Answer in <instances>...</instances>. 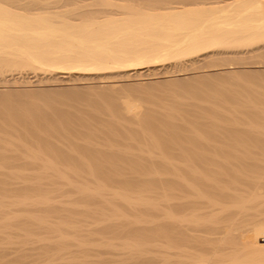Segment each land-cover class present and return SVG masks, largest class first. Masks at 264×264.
<instances>
[{
    "label": "bare ground",
    "instance_id": "obj_1",
    "mask_svg": "<svg viewBox=\"0 0 264 264\" xmlns=\"http://www.w3.org/2000/svg\"><path fill=\"white\" fill-rule=\"evenodd\" d=\"M84 1L83 0H0V105L5 104V106H6L8 103H10V101H8V103H7V101L4 100V99H6V96L9 97L13 92L15 94L20 93L19 92L20 89L18 90V88H17L18 86L13 91V90H10L11 88H8L9 85L7 86L6 83H9L10 81H12L13 83H17V85L20 86V84H18V83L21 82L19 79H21L23 77V76H21L22 73L32 74V76L31 77L29 76V77L33 78L34 81L38 82L37 84H42V85L47 84L49 86L51 85L52 87L55 86V88H57L59 86H62L60 88H63V86H65L68 89H71V91H72L71 93L74 92L73 93L74 96L79 94V93L77 94L76 90H80V89H83L85 91L84 95L86 93V90H88L87 93H89V90L91 91L93 89H96V90L98 89L97 91L100 92V94L105 93V94H107L106 96L109 95L108 97H113V96L116 97L115 94L116 93L118 94V92L122 91L124 88H125V90H127V89L131 90V91H133L132 94H131V91H130V94L127 93L128 91H126L127 94L125 93V91H123L124 92L123 94H126V95H124L123 98L119 97V98H121L122 103H123V99H125L126 103L125 102L124 103L126 104V108L128 107L127 108L128 112L127 113L125 112L126 108H120V110L122 109L125 112V113L122 112L123 116H124V114L126 115L129 113V115L131 117L129 115H126V117L124 116V119L127 118V119L131 120V124H129L130 121L128 123L124 122V119H122L123 120L122 122L125 125L122 122L121 123L119 122V121H121V119H120L121 112H118V115H116V117L119 116L117 118L120 120H114V119H116V118H113L114 115H112L108 112L110 115L109 114H107V115L112 116L113 119L111 117H110L111 120L108 119L109 117L107 115H106L107 117L105 116V118H107V119H103L104 116H102V115H104V114H102L100 117L104 120L103 121V120H101L100 117H98L100 115V113L98 112L99 115H97V112L94 110L96 112V113L94 112L96 114V118L97 117L100 118L99 120H97L95 118V120L98 121L96 123H98V124L100 123V125H101L107 121V123H104V124H107L109 126V128H107L108 126H106V127L104 126V128L106 130H108L106 132H109V133L113 132V134H111V133H110V135L108 133H106V134H108L110 136V138H113L114 141L116 140L115 139L116 137H114L113 135L118 133V132H116V130L114 131V129L117 126L112 125V123L116 121V122H118L117 125H119V127H120L119 130L121 133H122V131L125 133L131 132V134L133 133L137 139H139L140 141L142 140L143 143L146 142L145 144H147V142H149V145L147 144L148 145L147 149L149 147L151 148V146L156 147V148L160 147V148L166 150L165 153H170L169 150H174V151L178 150V149H176V146L179 147V150H178L179 152L184 149L183 150L184 154L183 155L181 154L183 156L182 159L185 158V160H187L188 159L187 157H191V159L188 162L190 166H188L185 173L191 174L192 176H190V177H193L195 182L192 181L193 182L192 183L191 180L188 181L187 176H186V178H184L185 177V175L183 177L184 171L182 172V176H181L180 175L181 172L179 173V171H177V170H171V168L170 169H166V168L165 169H161V168L158 169V168H156L155 167V165H156L155 161L152 163L151 162L147 163L148 161H144V163H143L142 162L143 160L142 161L140 160L141 155L140 154L138 155L137 151H135V149L137 147H139V148L142 147L143 143L140 144L141 142L137 143L139 146L136 147V145H135V148H133L134 150L131 148L132 152L133 151L136 152L134 154L131 151H129V152H131V153H129V152L121 150V149L119 150V152H118V150H115L116 147L114 148L113 145H116L120 142H118L116 144H111V142H110L112 147L110 146L111 147L110 148L107 146L108 149L106 151V149H105V148H107L106 144L104 145L101 142L99 144L98 141H94L96 139V137L98 138V135H96L94 140L91 139L94 142V145H93V143H90L89 145L98 147L97 143L99 145L102 144L103 146L101 145L99 147H101V149L104 147L103 150L99 149V147H98L99 150L95 147L91 148V146H87V143H89L91 141L89 139V137H88V139L90 141L83 137L82 139H86L88 142L84 140V141L78 143L79 147H77L78 145L72 146L75 149V150L73 149L75 151V153H77V155L78 154L80 155V156L78 155L79 157L83 156L82 159L79 158L80 160H75L74 159L75 156H72L69 153V152H71L74 154V152H72L73 150L70 151L71 148L68 149V147H65L66 150H64V148L59 146L60 144H62L59 140H63L62 137H65V138L67 137V136H63L64 134L69 135L68 139H69V137H70V139H72L70 134L72 136L74 135L73 137L75 139H77L78 137H75V135L79 136L80 133H82L81 127H83V130H85L84 127H86V128L88 127L89 129L88 128L87 129L91 130L90 131L91 133H88L90 138H93L95 136V134L102 132V131L98 130V132H96V133L93 132V133H95L93 135V137H92V135H90V134H93L92 129H94V131H95V129L98 127V125H97V127L95 125H93L96 128L95 127L93 128V126H92V124H93V122H95V120L91 119V118H93L95 116L91 117L90 118L91 120L89 122L86 120V118H80L79 117L80 115L78 116L80 119H77V120H75L77 118V116H75L76 118L73 117L74 120H73V118H71V115H69L70 117L66 116V118H65L64 116L68 115V114L67 113L64 114V112L60 113L63 115V117H62V115H60L61 116L60 117L59 114H58V116H56L57 114L53 113V114H56L55 115L57 117V119H56V118H53V117H55L53 114H52L53 117H51V115L49 113H48V115H46L47 114L46 112H45V114L40 113L42 115H38V114L32 115L31 114L28 116L27 115L22 116L23 114H21V115L15 116V114H13V116H9V115H6V113H5L6 110H5L4 111L5 114L3 113V115H2V113H1V115H0V142L1 141L5 142L8 138H10L12 136L14 138L15 137L20 138L21 140H23L24 137L28 138L30 136L29 137L30 139L28 138L29 140H31V138H33V140H35V143H37V141H38L37 146H40L39 143L41 142L46 147H49V150H52L54 152V153L51 151L49 152L48 149L46 148L50 155L53 153V154L57 155L56 156L57 158L59 157L58 159L61 158L62 160L64 158H66L68 160L67 162H69V164H67V165L70 166V167H68L69 169H66V170H68V173H69V171H71L73 173L75 172L73 174L75 176H68V175H72V173L68 174L67 176H64L67 173V171L65 172L64 170L62 171L60 169L59 170L57 169L55 171L56 167L59 168V165L61 164L60 163L58 165L57 164L58 162H56L55 169H53L55 172L54 171H52V172L55 175L56 174L57 175L59 174V175L53 176L51 171H48L47 168L49 167V165L55 164L56 159L54 158L53 155H51V156H53V158L51 156H49V154H47V151L45 152V154H46V156H49L48 159L52 158L55 161L53 163L52 162L53 160H50V162L48 163L49 164L48 167L47 166H46V168L43 167L42 171L44 172V168H45V170H46L45 172H48V173L50 172L52 174V176L48 175V174H46L45 176H41V175L40 176L37 175L35 177L30 176V177H34L36 179L34 182L30 181V179L26 180L27 182L23 180V178L26 179L29 176H27V177L26 176H18L19 180L16 179L17 181L15 180V182H14L13 178L11 179V177H9L11 182L9 180H7V182H6V180H4V178L6 176L5 177L3 176V180L1 178V181H0V184L2 183V186L0 185V191L2 192V194H4L2 196L0 193V197L2 196L0 199V211H2V212H0V213H3V214H1L2 216L0 217V230L4 229L6 227H9V225L11 227L10 220L12 221L13 218H16L18 220L21 219L18 222L19 224L17 226H19V228H22L23 230H25V232L23 234L20 233L17 236L20 244H22V242L25 245H26V243L28 244V242L33 243L32 245L34 248V245L36 243L37 244L40 243L39 244L40 246H38L36 244L35 249L38 250L37 247H41V248H44V250H47L48 248H50L49 243H50L51 238H50L49 234L47 236V232L48 233L52 232V231H50V229L53 230V232H55V230L58 231L60 227H62L61 229H64L63 225H65V224H67V226L69 227L70 223L72 224L71 226H73V227H71L69 229H72V230L76 229L75 224H73L72 221L71 222L68 221L69 217L67 218L65 215V213L67 212L66 210L68 208L64 209L66 211L64 213L65 216H63L64 219L61 218L62 217L61 214L63 212H61V214H60V211L59 210L57 211V213L59 212L58 213L59 216H57V217H58V219L60 217L61 220L60 219L57 220L58 223L56 222L55 225H52L50 222V219L48 218V217H50L49 216L50 214H47V213H49L50 211L52 212L53 209L57 210L56 209L57 207H58V209L59 208L61 209V207H59L57 205H55V206H57L56 208H53L52 205H50V204H52L53 200L50 202V199H52V198L49 196L48 193H49L50 189H53V187H54V185H56V183H57V185L59 183L61 184V186L64 185L63 187H65V186H67V188L69 187L73 193L78 194V195H76V194L72 193L73 195H75V196L80 195L82 199L84 197V200H86L85 197L88 198V200H90L89 197H91V198L99 197V198H96L97 201L99 200L98 203L100 201H102L104 203L105 202L108 203L112 198H116V199L118 198L124 204H127L128 208H129V206H132L133 209H137V210L140 208L141 209L143 208L142 210L144 212L146 211L145 213H148L150 211L151 214L153 213V215L155 217H158L159 213H158V216H156L155 212L157 210H159V211L163 210L160 207H161V204H164V203H159V202L157 203V202H154V201L149 200V199H143L144 197L143 198L137 197L136 199L131 198L132 196L129 195V193H127L125 191L120 192V190H116V188H114V182L115 183L117 182L118 185L120 184V186H127V188L129 187V189H130V187H133L130 190L134 189V187L138 189L137 186H139L140 188H141V186H143L142 188H144L146 186H150V185L153 186L151 184V182L148 183L149 180H147L148 179L147 177H149L150 174H155V176L153 177L154 179H152L153 184L154 183L157 185L160 184V186L161 185H168V187L164 186L166 188H169V187L172 188V186H174L172 189H175V188H177L175 186H178V189H179V187L180 188L186 187L187 189H190V187H191L192 189H190V190H192V191H190V192H192L194 194L193 190H194V188H197V186L199 184L200 186H202V188L205 189L204 190L198 186L199 188H201V190H203V191L208 190L209 194L211 195V196H209V194L207 195L208 198L210 197L209 198L210 200H208V202L210 201V204L212 205L211 207L214 206V208L215 207L217 208V206H219L218 207L219 210L222 209L223 213H218V214L226 213V214H224L223 220H224V218H226L225 216L227 215V212L231 211L230 207H228L229 211H227L226 206L230 205L229 203L232 200L243 198L242 203L241 204L238 203L241 210H239V208H237V207L236 208L233 207V205L231 204L232 208H235L236 210L238 209L237 210L238 215H239L238 211L243 210L242 213H244V212H246L245 210L249 209L247 207L248 205L246 203L249 202L252 205V203L254 202L255 205L258 206V207H256L255 212L250 213V214H246V216L248 215V217H249V219H248L249 223L248 222L247 223H248V225L250 224L253 227L252 230L251 229L247 230V229L243 228V230L240 231V228L238 226H241L243 224L237 225V227H238L237 229L233 225L234 226V228H233L232 224L236 222V218L238 217L234 214H233L234 216L228 215L229 217L226 218V223H229L231 226L227 225L226 223H224V225H223V223L222 224L221 223H215L216 218H214L213 213L210 211L209 212H210L211 216L209 215V212H208V215L210 216V218H208L206 220H208L207 222H213V224H215V225L221 224L224 227H227V226L232 227V229H234V230L236 229L239 231L238 233H236L237 231L234 232V234L236 233L237 235L236 234L234 235L232 233L234 235V237L232 236L233 240L235 239V242H236V239H239L240 242L242 240L243 242H245V245H243L242 249H239L240 251H238V250L234 251L233 252L234 256L237 253H240L243 251L249 257V258L247 257V259H249L248 260L249 264H264V213L259 212L261 210H257L259 207L263 208L264 206L262 204H260L261 206L257 205L255 202L256 200L258 201V199H256V197H257V192L260 189V187H262L259 190L260 193L264 189L263 188L264 187V132H263L264 131V0H91V2H89V0H86L85 2ZM23 78H25V77H23ZM192 80H194L193 82L195 84L194 83L192 84ZM25 81H26V79L24 80L23 83H25ZM162 81L165 83L171 82V84L174 83V81H176L177 83L175 82V84H177V87H179V86L182 87V83L184 84V83H188L190 81L191 84L194 85V87L192 85H190V83L187 84L188 86H186L184 84L183 86H186L187 88L182 87L183 89L181 88V91H183L184 88H186L185 91H187L188 89L190 90V88H193L194 90L192 89L193 90L192 93H194V94H195V92H194L195 89L197 90L196 93L201 92V90H203L202 89L203 87H200L202 84L207 89H212V88L219 89V92L221 91L222 95H225V94H223V91L224 92L226 91L227 95H228L227 98H230L229 95L232 93L231 95L233 96L234 99L229 101L231 106L228 109V112L231 111V113H232L233 111H237V113H239V115L237 114V115H235V117L239 116V118L234 119L235 120L234 121L235 123H234L231 120H227V118L225 119L223 114H222V116L224 117L225 120L229 121L228 122L229 124H230V122H232L231 124L233 125V127H226L225 130L222 132V136H220L215 131H210L208 128H207L208 134H206L207 131L204 130L206 132L205 137H208L207 135H210L211 138H213V139L216 136L217 137L218 136L223 137L225 139V141L222 140L224 142V144H223V142H219L222 139L219 137H218L219 141L216 140L217 137L215 138V140L211 139V140H213V141L210 140L211 142L209 141L210 137L208 139L206 138L208 140V141L207 140L206 141H207L208 145H209V142L211 145V144H213V142L217 141L215 143L219 142V143H222L223 147H224V145L227 146L226 148H224L226 151L225 153L222 152V154H221L219 152L221 155L218 153V151H216L217 157L219 156L220 158L221 157L227 158L228 159L227 161H221L219 159L221 161L220 162L217 159V162L219 161L220 163L219 162L216 163V158H215L216 154L213 152L215 150H217L216 149L217 147L220 149V144H218V146L216 147L215 146L216 144L214 143L215 145L213 144L211 147H209L202 140L203 136L201 137V135L200 136L198 135V136L201 137L203 144L205 143L203 145V147L207 146L209 148L206 147L207 150L206 149L204 150V151H207L206 152L207 154L202 153L203 151H201V150L199 152V148H201L202 145L197 144L198 143L197 139H200L197 136V132L194 130V132L192 133L194 135V133L196 132L195 133V135L197 136V138H196V136L189 134L190 131H189V133H186L185 132L186 127L183 128V126H182L183 120H184V124L186 122V125L189 123H193V121H195L194 122L195 127H196V125H197V127L200 126V129H198L199 127L198 128L196 127L193 129H198L197 130L198 133L200 132L199 130H201V129L203 130L202 125H199V123L197 124V122L199 120V119L197 120V118H199V117H197L198 115L193 113V111H194L193 108L199 106L200 104L199 105L194 104V106L192 104L191 105L188 104V106H186L185 104H182L181 108L184 107L182 109L183 111L181 110V108H179L180 110H178V112L179 111L185 112L184 110L187 107L186 110L188 111V113H186V116H181V117H184V118L189 117L190 116L189 112L192 114H191V118H188L189 120L187 119V121L184 118H183V120H181L182 118L180 119L178 116H175V118L178 119V121H180L182 123L181 124L180 122H178L181 124V126L175 123L176 119L174 118V116L172 114V112H174L172 110H170L169 112L167 111L166 112L167 114H164V112L163 113L161 112V113L164 114L166 116V118H167V115L169 113H171L172 114L171 116H173L174 122L171 121L170 119L160 118L157 113H155V114L153 113V115L151 113V115H150L149 111L147 109H144L145 112L148 111V113H146V116H145V113L141 112L139 109H136L135 103L137 102V99H138V101L141 100V99H139L140 97H136V96L140 95L138 92L143 94L144 93L143 91L146 89H149L150 87H152V89H157V91H161V89L158 90L157 83H158V85H160L159 83H161ZM180 81H184V82H181L180 83L181 85H180L179 84ZM195 81L200 82L201 85H196ZM31 82L32 81L29 80V78H28L26 84L27 85H28V83L31 84ZM220 82H227L231 85L236 86V88L219 85ZM171 84H169V85H171ZM175 84L171 85L172 88L175 87ZM162 85H163V87L166 86V85L164 86V84H162ZM76 86H80V87L78 88ZM154 86H157V88L156 87L154 88ZM160 87H161V85L159 86V88ZM168 87L169 86L167 85V88ZM177 87L173 88L174 91L176 92L175 93L174 91H172L173 93H175L173 95L171 94L172 92L170 93V91H169V90H173L171 87L168 88L169 90L165 91V92H169V93H167L168 95H163L165 93L164 92L165 88L161 87L163 90L162 95L163 96H169V94H170V96L176 95L178 93L177 91H179V89H180V88L177 89ZM196 87H198V88H196ZM49 88L46 91H49ZM67 88H66V90H68ZM198 89H200V90H198ZM28 90H29V88H28ZM96 90H93L91 92L93 93ZM149 90H148L149 95L150 94L152 95L154 93V97L159 96V93H161V92H159L158 95H156L155 93H157V92H155V90L152 91L153 93L151 91L149 92ZM192 90H190V91H192ZM81 91L82 90H80L78 92H81ZM134 92L137 93L136 96H135L136 93H134ZM64 93H66V92H64ZM148 93L146 92V93H144V95L145 94L148 95ZM22 94H24V93H22ZM69 94H67V95H69ZM200 94H202V93H200ZM203 94H205V93H203ZM56 95H55V97H56ZM64 95H66V94H64ZM84 95L81 97H84ZM89 95H91V94L89 93ZM132 95L134 96V98L135 97L136 98L135 99L132 98L133 97ZM96 96H100V95H96ZM232 96H231V98H232ZM235 96H239V97H235ZM242 96L243 97L246 96V97L242 98ZM50 97H52V96H50ZM62 97H64V100H65L66 97L65 96H62ZM76 97H74V98H76ZM144 97H145L144 100H146V98L148 96L145 95ZM151 97L153 98V96H151ZM39 98H40V96H39ZM156 98H158V97H156ZM44 99H46V98H43V101H44ZM50 99L52 100V98H50ZM70 99H72V98H70ZM85 99H88V98L86 97ZM133 99L136 101L135 103H134ZM41 100H42V97H41ZM47 100H48V98H47ZM66 100H68V98ZM66 100L64 101V104H65ZM148 100H150V102H151L152 99H148ZM55 101H57V100H55ZM55 101L53 100V102H55ZM73 101H74V99H73ZM108 101H109V99H108ZM158 101H160V99ZM203 101L205 102L207 100H202L201 104H203ZM77 102H79V101H77ZM97 102H95V104H97ZM156 102H157V100H156ZM167 102L168 101L166 100V104H168ZM200 102H198V103H200ZM112 103H113V101H112ZM127 103H130V104H128V106H127ZM140 103H142V101ZM147 103H148V101H147ZM172 103H175V102L173 101ZM16 104H18V103H16ZM50 104L52 105L53 103H50ZM67 104H72V103H70V101H69V103H67ZM105 104H106V102H105ZM108 104H110V103L108 102ZM212 104H215V105L208 106L209 108H202V111H205V114H207L208 112H211L212 114H214V116H217L218 103L216 104V102L215 103L212 102ZM3 105H1L0 107H2ZM26 105H27V103H26ZM28 105H30V104H28ZM31 105H32V103H31ZM121 106L122 105H120L119 107H121ZM189 106H190V109H188ZM200 106H202V105H200ZM13 107H14V104H13ZM27 107L29 108V106H26L25 110ZM38 107H39V105H38ZM55 107H56V105H55ZM64 107L67 108V110H68V107H66V105ZM137 107H139L138 104H137ZM159 107H161V106H159ZM172 107H173V105L171 106V108ZM191 107H192V112H191ZM33 108H35L34 105H33ZM63 108L61 107V109H63ZM59 109L60 108H58V110ZM197 109H200V108L197 107ZM31 110L32 109L30 108V111ZM70 110L71 109L69 108V111ZM24 112L26 114V111H24ZM33 112H35V110ZM181 112H179L178 114H181ZM50 113H51V111H50ZM86 113H87V111H86ZM91 113H93V111ZM101 113H103V112H101ZM84 114H85V112H84ZM87 114H89V113H87ZM143 114H144V116H143ZM187 114H189V115H187ZM226 114H228V117L231 116L230 113H224L225 116H226ZM194 115H197V116H195V118L193 117V121H190L192 119V116H194ZM203 115H204V113H203ZM203 115H202V117L205 116V115L204 116ZM123 116H121V118ZM150 116L151 117L153 116V118L155 117L156 119H153V118L151 119ZM218 116H220V115L218 114ZM146 117H147V119H146ZM168 117H169V115H168ZM205 117L207 118L208 116L206 115ZM205 117H204V119L206 120ZM235 117H233V118H235ZM208 118H210V117H208ZM58 119H61V121ZM88 119H89V117H88ZM204 119L202 118L203 121H205ZM215 119H217L219 122L218 118H214L213 120H215ZM112 120H113V122H112ZM202 120L199 122H202ZM91 121H92V124H91ZM125 121H127V120H125ZM205 122L203 123V125L208 126V124L211 121H209V123L207 122L208 124H206ZM108 123L111 126H115V128L112 130L113 127H110V125ZM211 123H213L214 126H218V127L221 125L220 122H219L220 125H219V123L216 124V120L211 122ZM233 123L234 124H240L242 126H244L246 124V125H248L249 128H241L242 126L237 127L239 125L234 126ZM100 125H99V128L101 126H103V125H101V126ZM189 126H191V125L189 124ZM55 127H56V129H53ZM78 127H80L81 129H79ZM91 127H92V129H90ZM119 127H117V130ZM193 127H194V125H193ZM208 127H212L211 124H209ZM221 127H224V126H221ZM59 128H65V129H62L63 130V132H62V131H60ZM104 128L101 127L100 130H103ZM182 128L185 129V131H182ZM262 128H263V130H260ZM66 129L67 130L70 129V130H68V131H70V134L68 131H67L68 133L66 132ZM75 129H78L77 131L78 132L80 131V133H78ZM105 129H104V131H105ZM110 129H111V131H109ZM190 129H191V127H190ZM71 130H74L73 132L76 131L79 135H77V133L76 134L73 133ZM86 130L84 131V133H82V136H85L84 134L87 135ZM222 130H223V128L221 129V131ZM52 132H54V134H56L58 132L59 133V134L57 133L58 135H60V136L62 135L61 139H60V137L58 138L57 135H54ZM148 132H151L152 134H150ZM187 132H188V129H187ZM121 133H118L123 137V138L120 137L121 143H122V140L124 141V139H125V142H126V141H128L127 139L131 138L130 136H129V138H128V136L125 137L126 136L125 133H124V135H122ZM147 133L152 135V136L150 137V135H148ZM99 134H104V133L102 132ZM118 134H116V135H118ZM108 135H106V137H108ZM134 135H133L134 139L131 138L132 140L136 139ZM21 136H24V137L21 138ZM82 136L81 135L79 136L80 139ZM100 136H102V135H99V139L102 140L101 139L102 137H100ZM13 137L11 139H13ZM85 137H87V136H85ZM74 138L72 139L73 141L71 142V144L72 143L77 144L76 142H79L78 139L76 141ZM11 139H10V141H11ZM106 139H108V138H106ZM113 139H111V140L113 141ZM120 139H119V141H120ZM131 139H129V140H131ZM21 140H20V142H21ZM33 140H31V141H33ZM74 140H75V142H74ZM178 140L190 141V142L193 141L194 143H196V146L199 147L201 145V147L196 148V146H195V148L197 150L193 151V150H195L194 146L192 145L194 143H189L191 145V147L193 148V150L192 151L190 150L191 152L186 153L189 150L187 148L188 142L186 144V146H187L186 147L184 145L185 144L184 142H182L181 144L180 143L178 144L177 143ZM226 140H229L228 144H227ZM7 141L9 142V140H7ZM24 141H26V139H24ZM64 141L65 142L68 141L67 138H66V140L64 139ZM102 141H104V140H102ZM33 142H29V143H33ZM57 142H60V144L58 145ZM83 142H86L85 143L86 146H82V148H80V145H82ZM67 143H68V145H71V144H69L70 140ZM121 143L119 145H121ZM126 143L129 144L127 146H130L131 144L134 146V142L130 144L128 141ZM126 143L123 142L122 147L125 150H128V149L130 150V148L126 146ZM145 144L143 145L144 150L146 148ZM32 145L35 146L36 144H32ZM1 146L2 145H0V147ZM6 146L9 147L8 144ZM13 146H14V144H13ZM34 146L32 147L33 149L27 147L28 149L26 151H29V153H30V151H34ZM144 146H145V148H144ZM16 147H17V145H16ZM41 147H40V149L42 150ZM75 147L80 148V149H77ZM153 147L151 149H154ZM174 147L176 150L173 149ZM203 147L201 149H203ZM212 147H215V149ZM17 148H16V150H17V152H19L20 150H18ZM185 148L188 150H185ZM211 148L213 149V151H211ZM2 149H4V148H2ZM36 149H37V147H36ZM36 149H35L36 152H34V154H33V155H35V158H36V155L39 153V154H41L39 156H42L40 158L43 159V157L45 155L43 154L44 155L43 156L42 153H44L43 151H45V148L42 151H37L38 149L37 150ZM109 149H113V151H109ZM224 149H220V150L223 151ZM1 150H0V160H2L3 162L5 160L13 161L14 159L17 162L18 158L19 157L21 158L20 153L18 154L16 152V153L12 154V152H11V154H10V152H9L10 155H8V152L4 151L5 154H7V155H5L2 152L3 150L2 151ZM6 150H8V149H6ZM16 150L14 149L13 152H15ZM68 150H69V152H67ZM76 150L77 151L81 150V152H82V150H84V153L87 154L86 157H88V158L85 159V156H84L85 154L83 155V153H81L80 151L77 152ZM209 150H210V152H209ZM24 153L27 154L26 152H24ZM35 153H37V154H35ZM165 153H162V154L158 153L159 155H161V157H162V158L160 157L161 159L166 158L165 155L163 157V154H165ZM180 153H182V152H180ZM77 155H76V157H77ZM170 155H171V153L169 154V156ZM27 156H29V155H27ZM22 157H25V155L22 154ZM37 157H38V155H37ZM71 157H72V161H71L72 167H74L73 165H75L76 163H79V164H81V166L84 165L82 171H81L82 168H80V170H79V165L76 166V167H78V170L76 169V167H74L73 169H75L76 171H72L70 161H69ZM148 157H150V156H148ZM152 157H154V156L152 155ZM167 157H168V155H167ZM171 157H173V156L171 155ZM44 158H46V157H44ZM89 158L92 159V161H91L92 164H90V166L92 168L87 169L88 166H85L86 165L85 162L88 161ZM168 158L164 159L165 162H163V160H161V163L160 162H157V163L158 164L163 163V165H164V163L167 162L166 160ZM177 158H178V156H177ZM179 158H181V157L179 156ZM192 158L200 160L201 161L200 164L205 167L203 169L204 172L210 173L211 176L207 175L205 177L203 175V177H205V179L201 176H196V173H199V172L196 170V168L194 169V166H193L194 163L191 162ZM33 159L34 158H32L31 164L33 161H35V159L34 160ZM42 159L39 160V158H38L37 160L38 161L47 160V159H44V160H42ZM66 159H64V161H63V163L65 162L64 166H66V163H67ZM106 159L108 160V162ZM23 160H25V159H23ZM73 160H75L77 162L74 163ZM103 160H104V162H103ZM117 160H122L124 163H126L125 165H129L131 167V168L128 167L131 169V170H129V172L133 175L134 174H136V175L135 176H128V173H126L127 171L125 172L123 170L125 168L122 169V165L120 166L119 163H117ZM210 160H212L213 162L215 161L214 163H212V165L215 163H216L215 166L218 164H221L220 167L222 166V168H224V170H225V172L223 173V175H224L223 177L218 176L219 172H217L216 170H212L209 168L208 165L210 163L209 162ZM58 161H60V160H58ZM105 161L107 162V165H109L111 162L112 165H110V166H113V164H114V165H116V167L107 168L109 166L105 165ZM150 161H153V160H150ZM202 161L205 162L206 166H205V164L202 163ZM21 162H23V161H21ZM60 162H62V161H60ZM145 162H146V164H145ZM0 163L2 164L1 161H0ZM7 163L9 164L10 162H7ZM35 163H33V164H35ZM41 163L45 165V163H43V162H39L38 164L41 165ZM50 163H52V164H50ZM190 163H192L193 165ZM1 164H0V166H3V164H5V163H3L2 165ZM15 164H17V163H15ZM169 164H170V162H169ZM173 164L174 163H172V165H171L172 167L175 166V164L174 165ZM95 165H96V167H95ZM168 165L167 166L165 165V166L169 168L170 166H168ZM185 165H186V163H185ZM52 166H54V165H52ZM93 166L95 168H93ZM85 167H87V168H85ZM213 167H214V165H213ZM52 168H51V170H52ZM36 169H38V171H36L37 172L36 174L42 173V175H43L45 173V172L43 173L39 170L42 168H36ZM126 169H127V167H126ZM179 170L181 171V169H179ZM198 170H200V169H198ZM14 171L16 173L18 172L15 169H14ZM39 171H40V173H39ZM81 172H85L87 174L89 173L90 175L88 176L86 174L87 176H84V175L78 176L79 174L78 175L76 174V173L82 174ZM162 172L163 173L167 172L168 174L170 173L171 175L174 173L173 174L174 178L168 179L169 177L163 178V177H165L163 175H162L163 177L158 176ZM200 172H201V170H200ZM11 173H13V172H11ZM176 173H178L179 176H176L177 175ZM3 174H6V173H4V171H3ZM61 174H64V175L60 176ZM117 174H119L121 176H117ZM147 174H148V176H147ZM156 174H158V175H156ZM91 175H93V176H91ZM112 175H114V176L116 175L117 177L114 179V177ZM142 175H145L144 178L146 180L142 179V177H143ZM165 175H167V174L165 173ZM200 175H202V174H200ZM50 176L54 177V179H55V180L52 179L51 184L53 185L54 181L56 182L52 188H50V180H51ZM173 176H170V177H173ZM21 177H23L22 180L25 183H22V180L20 179ZM150 177H149V179H150ZM190 177H189V179H191ZM210 177H212V178H210ZM6 179H8V177ZM44 179H46V181H43ZM12 180H13V182H12ZM19 181H21V182H19ZM29 181L32 183L27 184ZM105 182H108V183L112 182L113 185H111V183L108 185H110L111 187L113 186V188L115 190L109 189L108 185ZM234 182L240 183L242 185V187L240 189L234 188L235 192L234 191L231 192V189H232L231 184H233ZM195 183L196 184L198 183V184L196 185ZM145 184H147V185H145ZM194 184L196 185L195 187H194ZM57 185H56V187H57ZM205 186L208 188L207 190H206ZM237 186H239V185H237ZM63 187L62 188L60 187V189L62 191L66 189V187H65V189H63ZM153 187H155V186H153ZM162 189L164 190L165 188H162ZM182 190H184V189H182ZM199 190L200 189L194 190L198 193V194H196V192H195L196 196L202 195V194H199ZM236 190H237V192H236ZM249 190H251L250 191V193H252L251 196L248 198L243 197L244 192L247 193L246 191L249 192ZM240 191L242 193H240ZM68 192H70V191H68ZM61 193L64 194V192H61ZM70 193H68V195H70ZM261 194H260V196H261V199L263 200L264 195L262 197ZM61 196H63V195H61ZM80 196L76 198L77 203H79ZM108 196H110V197L112 196V198L110 199V197H108ZM133 197H135V196H133ZM165 197H167V196H165ZM94 201H96V200H94ZM97 201H96V203H97ZM73 202H75V200L72 201V203H70L73 207L72 208L69 207L68 210L70 211V213H72V212L74 213L76 211L74 214H79V215L83 214L80 212L81 208L82 209L85 208V210H87V212H89L90 209H92L96 206H97L96 209H98V207H101L98 203L97 204L99 206L97 204H95V202H94V204L92 202L91 204L96 205V206H91L92 208H90V207H88V206H90V204H88L87 201H86V203L80 201L81 205L80 204L79 205L82 206L80 208V211H79L80 213L79 212L77 213V209L80 206H78L76 203H75L76 206H78L77 209L75 208L76 210L71 212V210L72 209L74 210V207H75L73 205ZM89 202H91V201H89ZM111 202L113 203L112 200H111ZM259 202L260 201H258V204H259ZM82 203L88 204V206L87 205L86 206L89 208V210L86 209L87 207H84ZM116 203L117 202H115V205L112 204V206L113 207L117 206ZM100 204L103 205V203H101V202H100ZM117 204H119V203H117ZM183 204H184V206L191 204L192 206H190V208L193 207V205H194V203H192L191 201H190V203H188L186 205H185V203H182V205ZM210 204H209V206H210ZM50 206H51V208H50ZM165 206H167V204ZM194 206H196V203ZM5 207H7L8 209L5 210L6 209ZM12 207H17V209L16 208L13 209ZM105 207L99 208V209H104V210H101L103 215L106 214L103 211H105V212L108 211V209L105 210ZM113 207H111L110 209H112ZM162 207H163V205H162ZM169 207H170V205L167 208L169 209ZM174 207H176V206H174ZM183 207H182V209L185 208V207L184 208ZM252 207H255V206H252ZM106 208H108V207H106ZM118 208H121V207L119 206ZM224 208H226V211L223 210ZM110 209H109V211L112 212L113 210L111 211ZM133 209L128 210V211L132 212V211H134ZM170 209H172V207H170ZM215 209H214V212H215V214H217V212L219 210L217 209L218 211L216 210L217 211L216 212ZM235 209H233V211H236ZM55 210H54V212H56ZM61 210L63 211V207ZM85 210L82 211V212H84V214L87 213ZM114 210H115V208H114ZM119 210L120 209H118L117 211H119ZM171 211H173V209ZM171 211H170V213H171ZM91 212H92V210H91ZM91 212H89V214ZM113 212H115V211H113ZM219 212H221V211H219ZM67 213H69V212H67ZM93 213H94V210H93ZM145 213L143 215H145ZM170 213H165L166 217L169 218L168 219L169 223L171 222L170 220H172V222H174L173 220H175V221L177 220V222H179L178 217H177V219H172V218H174L175 215L173 216ZM172 213L174 214V211ZM84 214L81 216L85 217L88 215V214H86V215H84ZM95 214H101V213L100 212L97 213V210H96L93 215H95ZM136 214L138 215V212L135 213V215ZM151 214L149 213V215H151ZM191 214H192V217H194L193 213H191ZM191 214H190V216H191ZM194 214H196V213H194ZM47 215H48V217H47ZM90 215H88V216H90ZM125 215H126V213H125ZM125 215H124V217H125ZM128 215H131V213H129ZM137 215L136 216L133 215L132 217H134V218L125 217L123 220L126 222L127 219L130 218V219H128V221H130L129 223H137L141 219L143 221L144 217L139 218L138 216L141 214H139L138 216ZM143 215H141V216H143ZM72 216H74V215H72ZM146 216H145L146 219H144L143 222H145L148 217L152 218V216H148L147 214H146ZM190 216L187 215L188 218ZM239 216H241V215H239ZM155 217L153 218L154 219L153 222L155 224L152 223L154 226H152L151 222L147 223L149 220H147L146 223L151 225V227H149L148 225H147V227L146 226L142 227L143 225L142 226L140 225L141 227H138L137 225L134 227V225H131L132 226L131 228H133V229L132 230L129 229L130 234L139 235V236H143V237H149V236L151 237L152 235H155V234H156V236L161 234L162 236H165V238L168 237L170 239V241H171V239H174L175 241L176 240H182V241L184 240L185 241L187 239V237L190 236L191 232L184 231L185 228L184 227H183V229H182V227L180 228L179 227L180 224L178 225L177 222L176 223H177L178 227H175L174 223H172V222L171 223L173 225L170 224L172 227H169L170 225H168V222H167V224H164L167 221V218L164 217V214L162 216L163 219L166 218L165 221L162 220L164 223L161 220H159L161 217L158 219V221H156ZM201 217H200V219L197 218V214H196L195 220L196 219L197 220L194 221V218H192L190 220H192L193 222H197V221L201 220ZM234 217H236V218H234ZM241 217H243V214ZM241 217H239V218H241ZM74 218H75V216H74ZM181 218H182V216H181ZM219 218H222V215ZM219 218H218V220H219ZM239 218H237V222H238V220H240L241 222H239V223H242V221H244L243 223L246 224V221H247L246 219H245L246 220L245 221V220H241ZM62 219H63V221H62ZM76 219L79 220L78 218H76ZM187 219L186 220L182 219V220L184 222V221H187ZM203 219H205V218H202V220ZM242 219H244V218H242ZM190 220H188V222H191ZM128 221H127V223H128ZM75 222H78V221H75ZM203 222H205V221H203ZM221 222H222V220H221ZM98 223L101 224V221H97V223H95V225L96 224L98 225ZM100 224H99V226H100ZM235 224H238V223H235ZM182 225L183 224H181V226ZM248 225H246V226L249 227L250 225L249 226ZM78 226L79 227L81 226L80 222H79ZM102 226L103 225H101V227ZM206 227H208V226H206ZM216 227H218L217 228V230L219 231L218 233L221 232L220 235L224 236L225 234L222 235V230H219V226L216 225L215 228ZM209 228H211V227H208L207 229H209ZM9 229H8V231H9ZM36 229H45V230H47V232L45 231L46 232L45 236H43V235L40 236L36 233V231H35ZM77 229H78V227H77ZM100 229H98V230H100ZM222 229H223V227H222ZM80 230H81V228H80ZM209 230L213 232L212 229H209ZM224 230H226V229L224 228ZM228 230L230 231V229H227V231ZM57 231L55 233L59 234V233H57ZM101 231H102V229H101ZM101 231H99V232H101ZM127 231H128V229H127ZM127 231H125V232H127ZM104 232H106V230H104ZM125 232H122V233H125ZM77 233H78V231H77ZM188 233H189V235H188ZM0 234H3L1 236L7 237L6 239H8L9 235L11 236V234H8L5 230H1ZM226 234L229 235V238L231 237L230 236L231 233L226 232ZM59 235L60 236L58 237V242H61L62 239L66 236H64V237L62 236L63 237L62 238L61 233ZM78 235L80 236V233H78ZM78 235H76V237H74V239L76 238V239L80 240V237L79 238L77 237ZM191 235L193 236V233ZM227 235H226V239L228 237ZM192 236H190V238H192ZM213 236L215 237V235H213ZM81 237H83V236H81ZM54 238H55V235H54ZM194 238H199V236L195 237V234H194ZM201 238H203V237H201ZM204 238H203V241H205V244H208V242H206L207 237H204ZM221 238L222 237H220V238L218 237V239H221ZM1 239H2V237H1ZM10 239H11V237H9V240ZM55 239L57 242V238H55ZM60 239H61V241H59ZM208 239H210V238H208ZM216 239L217 238H215V240ZM224 239H223V241H224ZM9 240H7V242ZM54 240H52V241H54ZM213 240H214V238H212L211 241H213ZM233 240H232V242H233ZM10 241H12V240H10ZM10 241L8 243L11 244ZM150 241H151V239H150ZM175 241H173V242H175ZM182 241H180V242H182ZM228 241H231V239H228ZM7 242H5V243H7ZM12 242L14 243L15 241H12ZM210 243H212V242H209V245H211ZM10 244H9V246H11ZM59 244L60 243H57V245H59ZM232 244H234V243H232ZM3 245H4V243H3ZM25 245H23V246H25ZM7 246H8V244H7ZM4 248H2V249H4ZM224 248H223V250H224ZM19 249L21 250L23 248L19 247ZM6 250L10 251L11 249H6ZM26 250H28V249H26ZM48 250H50V249H48ZM140 250L143 251V249H141V247H140ZM213 250H214V248H213ZM142 251H139L138 253H140ZM214 251H215V253L213 255H216V249ZM3 252H4V250H0L1 254ZM16 252H19V251H16ZM219 252H217L218 256L219 255L221 256V254L223 256H226V254H223L226 252H224V251H222L223 253H221V252L219 253ZM45 253H47V252H45ZM135 254H137V253H135ZM140 254H142V253H140ZM137 256H139V255L137 254ZM205 256H206V254L204 256L196 257L195 259L192 258L193 260L191 259L190 263L191 264H208L209 261ZM236 256L239 257L240 255H236ZM139 259H138V257H136L134 259V261L135 260L136 261L133 263L134 264H140V263L142 264V256H141V258L139 257ZM241 259H242V257H241ZM241 259H240V261H241ZM244 261L242 260V262H243L242 264H245ZM144 262H146V260H144V258H143V264H144ZM222 262H224V260ZM227 262L228 261L226 260V262H224V264H226ZM113 263L115 264V262H113ZM235 263H238V262L235 261ZM79 264H84V263L79 262ZM89 264H91V263H89ZM107 264H110V262ZM230 264H233V261Z\"/></svg>",
    "mask_w": 264,
    "mask_h": 264
},
{
    "label": "rangeland",
    "instance_id": "obj_2",
    "mask_svg": "<svg viewBox=\"0 0 264 264\" xmlns=\"http://www.w3.org/2000/svg\"><path fill=\"white\" fill-rule=\"evenodd\" d=\"M84 1V0H83ZM86 1V0H85ZM84 1V2H85ZM89 2H91V0H89ZM93 2V1H92ZM19 75V74H18ZM21 76H23V77H25V78H21V79H19L20 81V83H18V84H20V86L19 85H17V83H13L12 81H10L9 83H6L7 84V86H8V88H11L10 90H13L14 91V89L17 87L18 88V90L20 89V93H12L9 97L8 96H6V99H4L5 101H7V103H8V101H10V103H8L6 106H5V104L3 105V104H1V105H3L2 107H0V110L2 111H0V115H1V113H2V115H3V113H4V111L6 110V115H9V116H13V114H15V116H18V115H21V114H23L22 116H24V115H33V114H38V115H42L43 113L45 114V112L47 113L46 115H48V113L51 115V117H53V115L55 116L56 114V116H58V114H59V116L60 115H62V114H60V113H63L64 112V114H68V115H65L64 117L66 118V116H69V115H71V118H76L75 116H77V118L75 119V120H77V119H80V118H86V120L87 121H89L90 122V120L91 119H94L95 120V118H96V112H97V115H99V113H100V115L98 116V117H100L102 114H104V115H102V116H104V118L103 119H107V118H105V116L107 115V114H112V115H114L113 116V118H116V119H114V120H120L121 119V121H119L120 123L123 121L122 119H124V116L126 117V115H129V113L128 114H124V116H123V113H127L128 111H127V108H126V102H125V99H123V103H122V100H121V98H119V97H122L123 98V96L124 95H126L127 93H129L130 94V91L131 90H128L127 88V90H125V88L122 90V91H120V92H118V94L116 93L115 94V96L116 97H108V96H106L107 94H103V93H101L100 94V92H98L96 89H93V90H96V91H94L93 93L91 92V91H93V90H89V93L91 94V95H89V93H87V91L88 90H86V93H85V95H84V90L83 89H80V90H82L81 92H78V91H80V90H76L77 91V94L78 95H73V93H71L72 91H71V89H68L67 87H65V86H63V88H60V87H62V86H59V87H57V88H55V86H49V85H47V84H44V85H42V84H37L38 82H36V81H34V79L33 78H30L31 76H32V74H24V73H22L21 74ZM30 76V77H29ZM19 77V76H18ZM29 78V80H31L32 82H31V84H29L28 83V85L26 84L27 83V79ZM26 79V81H25V83H23L24 82V80ZM191 81V80H190ZM188 82V83H184L186 86H188L187 84H189L190 83V85H192L194 82V80H192V84H191V82ZM163 82V81H162ZM159 83L160 85H161V87L162 88H165V90H164V92L166 91V90H169L168 88H172V86L171 85H174L175 84V82L176 81H174V83H172L171 84V82H167V83H165V82H163V83ZM181 82H184V81H180L179 82V84L181 83ZM196 82V81H195ZM12 83V84H11ZM177 83V82H176ZM25 84V85H24ZM162 84H164V86L167 84L169 87L167 88V85L165 86V87H163V85ZM169 84H171V85H169ZM178 84V85H179ZM183 83H182V87H186V86H183L184 85ZM195 84V83H194ZM23 85V86H22ZM48 87H47V86ZM160 85H158V83H157V86H158V90H160L161 89V91H157V89H152V87H150L149 89H146V90H144L143 92L144 93H148V90H149V92L151 91H153V90H155V92H157V93H155L156 95H158V93L159 92H161V93H159V96H156V97H158V98H156V97H154V93L151 95H149V93H148V95L147 94H145L146 96H148L147 98L148 99H152L151 100V102H150V100H148L147 98H146V100H144L145 99V95H144V93L143 94H141L140 92H138L140 95L139 96H136L137 95V93L136 92H134V93H136L135 94V96L136 97H140L139 99H141V100H139L138 101V99H137V102L134 100L135 98H134V96L132 97V98H134L133 99V101H134V103H135V105H136V109H139L141 112H143V113H145V116H146V113H148V111H149V114L151 115V113H152V115H153V113L155 114V113H157L158 114V116L160 117V118H162V119H170L171 121H173L174 119H173V116H174V118H175V116H178L181 120H183V118L184 117H181V116H186V113H188V111L186 110V106H188V104H192L193 106H194V104L195 105H202V106H197L198 108H200V109H197V107H195V108H193V113L194 114H197V115H194V116H192V119L190 120V121H193V117L195 118V116H197V117H199V118H197V120H198V122H197V124L199 123V125H202V128H203V130L201 129V130H199L200 132L198 133V129H200V126H198L197 127V125H196V127L198 128V129H193V128H196L195 127V124H194V122L195 121H193V123H189L191 126H189V124H187L186 125V122H185V124H184V120L182 121V123L184 124H182L180 121H178V119H176L175 120V123L176 124H178V125H180L181 126V124H182V126H183V128H185L186 129V131H185V129H183L182 128V131H185L186 133H189V131H190V133L189 134H192L193 132H194V130L197 132V136L199 135H201V137L203 136V141L207 144V139L210 137V139H209V141L211 140V139H213V138H211V136L210 135H207L208 137H205V135L206 134H208V129L210 130V131H215L216 133H218L220 136H222V132L225 130V128L226 127H233V125L231 124L232 122H234L235 120L234 119H238L239 118V116L236 118L235 117V115H239V113H237V111H233L232 113H231V111L230 112H228V109L230 108V106H231V104H230V102L229 101H231L232 99H234L233 98V96H232V98H231V96L229 95V97L231 98H227V92L225 91H223V94H225V95H222V92L220 93L219 92V89H215V88H212V89H207L203 84V86L201 85V83L200 82H196V85H201L200 87H203L202 89L203 90H201V92H198V93H196L197 92V90L195 89V94L194 93H192L193 92V88H190V90H192V91H190L189 89V91L187 90V91H185V89L187 88H184V90L183 91H181V88L182 87H177V84H175V87H177V89H179V91H177L178 93L176 94V95H174V96H170V94H169V96H163V95H168L167 93H169V92H165L164 94H163V90H162V88L160 87L159 88V86ZM181 85V84H180ZM219 85H222V86H229V87H232V88H236V86H234V85H231V84H229V83H227V82H220V84ZM13 86V87H12ZM157 86H154V88L156 87L157 88ZM193 87H194V85H192ZM47 87V88H46ZM50 87V88H49ZM76 87H80V86H76ZM175 87H173V88H175ZM25 88V89H24ZM28 88H29V90H28ZM42 88V89H41ZM48 88H49V91H46V90H48ZM66 88L69 90H66ZM167 88V89H166ZM172 88V89H173ZM196 88H198V87H196ZM24 89V90H23ZM183 89V88H182ZM201 89V88H200ZM200 89H198V90H200ZM206 89V90H205ZM205 90V91H204ZM27 91V92H26ZM37 91V92H36ZM123 91H125V93H126V91H128L126 94H123L124 92ZM146 91V92H145ZM170 91V93L172 92V91H174V89L173 90H169ZM203 91V92H202ZM209 91V92H208ZM215 91V92H214ZM26 92V93H25ZM35 92V93H34ZM64 92H66V93H64ZM97 92V93H96ZM132 92L133 91H131V94H132ZM175 92V91H174ZM182 92V93H181ZM185 92V93H184ZM22 93H24V94H22ZM34 93V94H33ZM62 93V94H61ZM71 95H70V94ZM121 93V94H120ZM133 93V94H134ZM176 93V92H175ZM175 93H171L172 95L173 94H175ZM189 93V94H188ZM200 93H202V94H200ZM203 93H205V94H203ZM210 93V94H209ZM219 93V94H218ZM52 94V95H51ZM57 94V95H56ZM64 94H66V95H64ZM67 94H69V95H67ZM82 94V95H81ZM123 94V95H122ZM163 94V95H162ZM189 96H188V95ZM191 94V95H190ZM46 95V96H45ZM55 95H56V97H55ZM84 95V97L86 98H88V99H85L84 97H81V96H83ZM96 95H100V96H96ZM118 95V96H117ZM122 95V96H121ZM179 97H178V96ZM186 95V96H185ZM198 95V96H197ZM200 95V96H199ZM19 96V97H18ZM39 96H40V98H39ZM45 96V97H44ZM50 96H52V97H50ZM54 96V97H53ZM62 96H65L66 98H65V100L68 98V100H66V102H65V104H64V97H62ZM72 96V97H71ZM77 96V97H76ZM80 96V97H79ZM92 96V97H91ZM94 96V97H93ZM151 96H153V98L151 97ZM193 98H192V97ZM195 96V97H194ZM241 96V95H240ZM37 97V98H36ZM41 97H42V100H41ZM74 97H76V98H74ZM91 97V98H90ZM102 97V98H101ZM142 97V98H141ZM151 97V98H150ZM235 97H239V96H235ZM244 97H246V96H244ZM243 96H242V98H244ZM43 98H46V99H44V101H43ZM47 98H48V100H47ZM50 98H52V100L50 99ZM70 98H72V99H70ZM83 98V99H82ZM109 99V101H108V99ZM177 98V99H176ZM185 100H184V99ZM197 98V99H196ZM209 98V99H208ZM38 99V100H37ZM63 99V100H62ZM73 99H74V101H73ZM117 99V100H116ZM160 99V101H158ZM174 99V100H173ZM187 99V100H186ZM200 99V100H199ZM207 100V101H203V104H201L202 103V100ZM230 99V100H229ZM246 99V98H245ZM40 100V101H39ZM53 100L55 101V100H57V101H55V102H53ZM72 100V101H71ZM87 100V101H86ZM121 100V101H120ZM156 100H157V102H156ZM166 100L168 101L167 103L168 104H166ZM198 100V101H197ZM12 101V102H11ZM37 101V102H36ZM39 101V102H38ZM47 101V102H46ZM52 101V102H51ZM68 101V102H67ZM69 101H70V103H72V104H67V103H69ZM77 101H79V102H77ZM94 101V102H93ZM98 101V102H97ZM112 101H113V103H112ZM116 101V102H115ZM120 103H119V102ZM142 101V103H140ZM145 101V102H144ZM147 101H148V103H147ZM165 101V102H164ZM170 101V102H169ZM175 102V103H172V102ZM179 101V102H178ZM185 101V102H184ZM189 101V102H188ZM201 101V102H200ZM211 101V102H210ZM21 102V103H20ZM42 102V103H41ZM53 103L52 105L50 104V103ZM57 102V103H56ZM95 102H97V104H95ZM105 102H106V104H105ZM108 102L110 103V104H108ZM115 102V103H114ZM125 102V103H124ZM144 102V103H143ZM178 102V103H177ZM184 102V103H183ZM197 102V103H196ZM198 102H200V103H198ZM212 102L213 103H215L216 102V104L218 103V110H217V116H214V114H212L211 112H206L207 114H205V111H202V108H209L208 106H211V105H215V104H212ZM12 103V104H11ZM16 103H18V104H16ZM24 103V104H23ZM26 103H27V105H26ZM31 103H32V105H31ZM74 103V104H73ZM79 103V104H78ZM86 103V104H85ZM88 103V104H87ZM112 103V104H111ZM119 103V104H118ZM150 103V104H149ZM187 103V104H186ZM13 104H14V107H13ZM28 104H30V105H28ZM42 104V105H41ZM44 104V105H43ZM76 104V105H75ZM82 104V105H81ZM85 104V105H84ZM103 104V105H102ZM128 104H130V103H127V106H128ZM137 104L139 105V107H137ZM180 104V105H179ZM182 104H185L186 106V108H185V112H181V111H179V112H181V114H178L179 112H178V110H180L179 108H181L182 107ZM205 104V105H204ZM0 105V106H1ZM10 107H9V106ZM33 105H34V107L35 108H33ZM38 105H39V107H38ZM41 105V106H40ZM50 107H49V106ZM55 105H56V107H55ZM66 105V107H68V110H67V108H65L64 106ZM106 105V106H105ZM112 107H111V106ZM120 105H122L121 107H119ZM146 105V106H145ZM173 105V107L171 108V106ZM8 106V107H7ZM19 106V107H18ZM21 106V107H20ZM26 106H29V108L27 107L26 108V110H25V107ZM71 106V107H70ZM82 106V107H81ZM93 106V107H92ZM99 106V107H98ZM114 106V107H113ZM124 106V107H123ZM143 106V107H142ZM145 106V107H144ZM149 106V107H148ZM159 106H161V107H159ZM179 106V107H178ZM184 106V105H183ZM206 106V107H205ZM13 107V108H12ZM47 109H46V108ZM61 107L64 109H61ZM78 107V108H77ZM84 107V108H83ZM107 107V108H106ZM110 107V108H109ZM119 107V108H118ZM30 108L32 109L31 111H30ZM50 108V109H49ZM58 108H60L59 110H58ZM69 108L71 109L70 111H69ZM102 108V109H101ZM120 108H126V110H125V112L122 110H120ZM170 108V109H169ZM174 108V109H173ZM177 110H176V109ZM184 108V107H183ZM183 108H181V110L183 109ZM21 109V110H20ZM35 110V112H33L34 110ZM76 111H75V110ZM90 109V110H89ZM97 109V110H96ZM144 109H147L148 111L147 112H145V110ZM188 109H190V106H189V108ZM26 111V114H25V112L24 111ZM29 110V111H28ZM44 110V111H43ZM48 112H47V111ZM56 110V111H55ZM67 110V111H66ZM74 110V111H73ZM96 112H95V111ZM101 112H103V113H101ZM105 110V111H104ZM114 110V111H113ZM170 110H172V111H174V112H172V114H173V116H171L172 114L171 113H169L168 115H169V117H168V115H167V118H166V116L164 115V114H167L166 112L168 111H170ZM201 110V111H200ZM10 111V112H9ZM50 111H51V113H50ZM53 111V112H52ZM69 111V112H68ZM81 111V112H80ZM86 111H87V113H89V114H87L86 113ZM93 111V113H91V112ZM177 111V112H176ZM183 111V110H182ZM187 111V112H186ZM28 112V113H27ZM33 112V113H32ZM58 112V113H57ZM75 112V113H74ZM84 112H85V114H84ZM95 112V113H94ZM99 112V113H98ZM109 112V113H108ZM115 112V113H114ZM118 112H121V116H123L122 118H121V116H120V119H118L117 117H119V116H117L116 117V115H118ZM123 112V113H122ZM164 112V114H162V113ZM191 112H192V107H191ZM202 112V113H201ZM4 113V114H5ZM8 113V114H7ZM10 113V114H9ZM40 113H42V114H40ZM53 113H56V114H53ZM70 113V114H69ZM78 113V114H77ZM80 113V114H79ZM201 113V114H200ZM203 113H204V115L206 116H208V117H210V118H206L204 115H203ZM224 113H230L231 114V116H229L228 117V114H226V116L224 115ZM236 113V114H235ZM53 114V115H52ZM109 114V115H110ZM162 114V115H161ZM184 114V115H183ZM189 114H190V116L189 117H185L184 119L187 121V119L188 118H191V114L192 113H190L189 112ZM189 114H187V115H189ZM218 114L220 115V116H218ZM222 114H223V116L225 117V119L227 118V120H231L232 122H230V124L228 123L229 121H227V120H225L224 119V117L222 116ZM229 114V115H230ZM80 115V116H79ZM91 115V116H90ZM164 115V116H163ZM202 115L206 118V120L204 119V117H202ZM53 117V118H56L57 119V117ZM80 118H79V117ZM83 116V117H82ZM93 116H95V117H93ZM108 116V115H107ZM106 116V117H107ZM130 116V115H129ZM143 116H144V114H143ZM155 116V115H154ZM157 116V115H156ZM61 117V116H60ZM62 117H63V115H62ZM70 117V116H69ZM88 117H89V119H88ZM91 117H93V118H91ZM96 118L97 120H99L100 118ZM109 118L108 119H110L111 120V118H112V116H108ZM111 117V118H110ZM131 117V116H130ZM148 117V116H147ZM147 117H146V119H147ZM206 121H203L202 120V118ZM233 117H235V118H233ZM74 118H73V120H74ZM91 118V119H90ZM112 118V119H113ZM129 118V117H128ZM144 118V117H143ZM150 118L152 119L153 118V116L151 117L150 116ZM212 118V119H211ZM214 118H218L219 119V122L221 123V125H220V123L218 122V120L217 119H215L216 120V124H218L219 123V127L218 126H214V124L213 123H211V122H213V121H215V120H213ZM231 118V119H230ZM70 119V118H69ZM102 118H101V120H103ZM131 119V118H130ZM153 119H156L155 117L153 118ZM179 119V120H180ZM211 121L210 123H209V121ZM58 120H60L61 121V119H58ZM63 120V119H62ZM71 120V119H70ZM125 120H127V121H125ZM189 120V119H188ZM196 120V121H197ZM202 120V122H199V121H201ZM104 121V120H103ZM130 121V122H129ZM96 122H98V121H96L95 120V122H93V124H92V121H91V124H92V126L93 125H95L96 127H97V125H98V127L96 128L95 126H93V128L95 127L96 129H95V131H94V129H92V127L90 128V129H92V133L93 132H98V130L99 131H102L104 134H99V133H102V132H99V133H97V134H95V133H93V134H90V135H92V137H93V135L95 134V136L93 137V138H90V136L88 135V133H91L90 131L91 130H88L86 127H84V129L86 130V132H87V135L86 134H84L85 136H87V137H85V136H82V133H84V131L85 130H83V127H78L79 129H81V132L82 133H80V131L78 132L77 130L78 129H75L78 133H80V135L82 136L81 137V139H80V135L75 131V132H73L74 130H71L73 133H77V135H79V136H76L75 135V137H78L77 139H78V141L79 142H76L77 144H75V143H72L71 144V142L73 141L72 139L74 138L71 134H70V131H68V130H70V129H66V132L68 131L69 132V134H70V136L72 137V139H70V137H69V139H68V136L69 135H65L64 133V135L63 136H67L66 138H67V140L69 141L70 140V143L69 144H71V145H68V141H64V139L66 140V138L65 137H62V139L63 140H59L62 144H60V142H57L58 143V145L60 146V147H62V148H64V150H66V148L65 147H68V149L69 148H71L70 149V151L71 150H73L74 148L72 147V146H74V145H78V143H80V142H82V141H87L86 139H88V137H89V139L91 140H94L95 139V137H96V135H98V138L96 137V139L94 140V141H98V143L100 144V142L101 143H103L104 145L106 144V147L108 146V147H110L111 146V144H116V143H118V142H120L121 143V139H120V137H122L120 134H118V133H121L120 132V127H119V125H117L118 124V122H113V120H112V125H115V126H117V127H119L118 128V130H117V127L115 128V126H111L109 123V125H110V127H113L112 128V130L114 129V131L116 130V132H118V133H116V134H118V135H116V134H114L113 136L114 137H116L115 139V141H114V139L113 138H110V133L109 132H106V131H108V130H106L105 128H104V126L106 127V126H108L107 124H104V123H107V121L106 122H104L103 124H101V125H103V126H101L100 125V123L98 124V123H96ZM109 122V121H108ZM124 122H129V124H131V120H129V119H124ZM174 122V121H173ZM178 122H180V123H178ZM206 123V124H211V126L212 127H208L209 126V124H208V126H205V125H203V123ZM208 122V123H207ZM218 122V123H217ZM95 123V124H94ZM111 123V122H110ZM123 123V122H122ZM235 123V122H234ZM233 123V124H234ZM124 124V123H123ZM128 124V125H129ZM194 125V127H193V125ZM215 124V125H216ZM224 124V125H223ZM99 125L101 126V127H103L104 129H105V131H104V129L103 130H100V128H99ZM125 125V124H124ZM127 125V124H126ZM186 125V126H185ZM237 125H239V126H237ZM55 126V125H54ZM221 126H224V127H221ZM234 126H237V127H240V126H242V125H240V124H234ZM190 127H191V129L193 130H191L190 129ZM218 127V128H217ZM107 128H109V126L107 127ZM208 128V129H207ZM223 128V130L221 131V129ZM241 128H249L248 127V125H244V126H242ZM53 129H56V127L55 128H53ZM60 129V131H62L63 132V130L62 129H65V128H59ZM187 129H188V132H187ZM212 129V130H211ZM204 130H206L207 131V133L204 131ZM260 130H263V128L262 129H260ZM56 131V130H55ZM59 131V130H58ZM59 131V132H60ZM65 131V130H64ZM109 131H111V129L109 130ZM204 131V132H203ZM67 132V133H68ZM195 132V133H196ZM264 132V131H263ZM53 134H54V132H52ZM56 133V132H55ZM58 133V132H57ZM54 134V135H57V137L59 138L60 137V139H61V136L60 135H58V134ZM61 133V132H60ZM72 133V134H73ZM106 133H108V134H106ZM124 133L125 132H123L122 131V135H124ZM148 133H150V134H152L151 132H148ZM147 133V134H148ZM195 133H194V135L193 136H196L195 135ZM201 133V134H200ZM206 133V134H205ZM108 135V137H106V135ZM111 134H113V132L111 133ZM128 134V135H127ZM133 134V133H132ZM131 134V132H126L125 133V137H127L128 136V138H129V136L132 138V139H134L133 138V135ZM146 134V135H147ZM150 134H148V135H150ZM99 135H102V136H100V137H102L101 139L102 140H104V141H102V140H100L99 139ZM105 135V136H104ZM116 135V136H115ZM112 136V135H111ZM112 136V137H113ZM135 136V135H134ZM152 135H150V137H151ZM197 136H196V138H197ZM198 136V138H200V139H197L198 140V143L197 144H201L202 145V147H203V145L205 144H203V142H202V140H201V137H199ZM13 137V136H12ZM12 137H10V138H8L7 140H9V142L6 140L5 142H0V145H2L1 147H0V150L2 149V148H4V149H2L1 151L5 154V152H8V155H10L11 154V152H12V154L13 153H16L17 152V150H16V148L18 149V150H20L19 152H17L18 154L20 153L21 154V158L19 157L18 158V160H17V162H16V160L14 159L13 161H7V160H5L4 162L2 161V160H0L1 162H2V164L3 163H5V164H3V166H0V181H1V178H2V180H3V176L5 177L4 178V180H6V182H7V180H9L10 182H11V180H10V178L9 177H11V179L13 178V180H14V182H15V180L17 179V180H19V178H18V176H29L28 178H23V177H21L20 179L22 180V178H23V180L24 181H26V180H28V179H30V181H35L36 179L34 178L35 176H37V175H41V176H45L46 174H48V175H51L52 176V174H53V176L55 175L52 171H54L53 169H55V165H56V162H58L57 164L59 165L60 163L62 164H60L59 165V168L58 167H56V169H55V171L58 169H60V170H64L65 172L67 171V173H66V175H64V174H61L60 176H62V175H64V176H67L68 174H71L72 173V175H68V176H75V175H73L74 173L73 172H71V171H69V173H68V170H66V169H69L68 167H70V166H68L67 164H69V162H67L68 160L66 159V158H64V159H66V166H64L65 164V162L63 163V161H64V159L62 160L61 158L60 159H58L56 156L57 155H55V154H53L54 152L52 151V150H49V147H46L45 145H43L41 142L39 143V145L40 146H37L38 145V141H37V143H35V140H33V138H31V140H33V141H31V140H29L30 138V136L27 138V137H24V136H21V138H23L24 137V139H26V141H24V139L23 140H21L20 138H17V137H13V139H11ZM86 138V139H82V138ZM213 137V136H212ZM217 137V136H216ZM215 137V138H216ZM219 137V136H218ZM218 137H217V141H219V139H218ZM105 138V139H104ZM106 138H108V139H106ZM110 138V139H109ZM123 138V137H122ZM131 138H129V139H131ZM135 138H136V136H135ZM207 138V139H206ZM215 138L213 139V140H215ZM219 138H222L219 142H223V141H225V139L223 138V137H219ZM10 139H11V141H10ZM75 139V138H74ZM77 139H75L76 141H77ZM88 139V140H89ZM111 139H113V141L111 140ZM119 139H120V141H119ZM129 139H127L128 141H129V143L131 142V143H133L134 142V146L132 145H130V146H127V145H129L128 143H126V142H128V141H126L125 142V139H124V141L122 140V143H121V145H119L120 143H118V144H116V145H113V147L115 148L116 147V149L115 150H118V152H119V150L121 149V150H124V151H127V152H129V151H131L132 152V150H131V148L133 149V148H135V145H136V147L137 146H139L137 143H139V142H141L140 144H142L143 143V141L141 140H139V139H135V140H129ZM20 140H21V142H20ZM75 140H74V142H75ZM89 140V141H90ZM91 140V141H92ZM111 140V141H110ZM201 140V141H200ZM207 140V141H206ZM213 140H211V141H213ZM223 140V141H222ZM19 141V142H18ZM28 141V142H27ZM58 141V140H57ZM64 141V142H63ZM89 142V143H87V146H91V145H89L90 143H93V145H94V142L92 141V142ZM117 141V142H116ZM136 141V142H135ZM210 141V142H211ZM217 141H215V142H217ZM228 141L229 140H226V142H227V144H228ZM29 142H33V143H29ZM88 142V141H87ZM108 142V143H107ZM110 142H111V144H110ZM123 142L124 143H126V146L127 147H129L130 148V150L128 149V150H125L123 147H122V144H123ZM145 142V141H144ZM182 142H184L185 144V146H186V144H187V142H188V144H187V148L189 149H186L185 148V150H188L186 153H188V152H191L192 150H193V148L191 147V145L189 144V143H194L193 141L192 142H190V141H183V140H178V144L180 143H182ZM210 142H209V145L207 144V146H209V147H211L215 142H213V144H211L210 145ZM215 143L214 145L217 147L218 146V144H220V149H224V148H226L227 146H225L224 145V147L222 146V143ZM85 143L86 142H83V144L82 145H80V148H82V146H86L85 145ZM97 143V145H98V147L99 146H101V145H99ZM146 143V142H145ZM145 143H143L142 144V147H137L136 149H135V151H137V153H138V155L140 154L141 155V161L144 163V161H148L147 163H152V162H154L155 161V163H156V165H155V167L156 168H158V169H170L171 168V170H177V171H179V173H180V175L182 176V172H183V177H184V175H185V177L184 178H186V176H187V179H188V181L189 180H191V182L193 181V182H195L194 181V178L193 177H190V176H192L191 174H188V173H185L186 172V170H187V168H188V166H190L189 165V160L191 159V157H187L188 159L187 160H185V158L184 159H182V155L184 154V149L183 150H181L180 152H182V153H180L178 150H179V147H177L176 146V149H178V150H176L175 149V147L173 148V149H175L176 151H174V150H169L170 151V153H171V155L173 156V157H171V155L169 156V154L170 153H165V151L166 150H164V149H162V148H160V147H153V146H151V148L153 147L154 149H151L150 147L147 149V146L149 145V142H147V144H145ZM8 144V146L10 147H7L6 145ZM13 144H14V146H13ZM27 144V145H26ZM32 144H36L35 146L34 145H32ZM96 144V143H95ZM110 144V145H109ZM145 144V146H146V148H145V146H144V148H145V150L143 149V145ZM223 144H224V142H223ZM226 144V145H227ZM16 145H17V147H16ZM26 145V146H25ZM32 145V146H31ZM65 145V146H64ZM190 145V146H189ZM193 146H194V148H195V146H196V143H194V144H192ZM201 145L199 146V147H201ZM31 146V147H30ZM34 146V151H30V153H29V151H26L28 148H32ZM42 146V147H41ZM64 146V147H63ZM103 146V145H102ZM123 148H121V147ZM124 146V145H123ZM141 146V145H140ZM207 146H205V147H203V149H201V148H199L198 146H196V148H199V152H200V150L201 151H203L202 153H206L207 151H204L205 149H206V147ZM21 147V148H20ZM23 147V148H22ZM28 147V148H27ZM36 147H37V149H36ZM40 147L42 148V150H44V148H45V151H43L44 153H42V155L44 156V157H46V158H44L43 157V159L42 158H40V157H42V156H39V155H41V154H37V153H35V154H37L38 155V157H37V155H36V158H35V155H33L34 154V152H36L35 151V149L37 150V151H42L41 149H40ZM77 147H79V145L77 146ZM77 147H75V148H77ZM95 146H91V148H94ZM98 147H95V148H97L98 149ZM108 147L107 148H105L106 149V151H107V149H108ZM112 147V146H111ZM110 147V148H111ZM125 147V146H124ZM209 147H207V148H209ZM223 147V148H222ZM16 150L15 152H13L14 151V149ZM20 148V149H19ZM48 149V151L50 152H53L51 155H53L54 156V158L56 159V161L55 160H53L52 158H53V156H51L50 154H49V152L47 151V149ZM80 148H77V149H80ZM104 148V147H103ZM103 148L101 149V147H99V149H101V150H103ZM113 148V149H114ZM119 148V149H118ZM184 148V147H183ZM195 148V150H193V151H196L197 149ZM212 148H214L215 149V147H212ZM211 148V151H213V149ZM6 149H8V150H6ZM33 149V148H32ZM31 149V150H32ZM98 149V150H99ZM104 149V150H105ZM113 149H109V151H113ZM181 149V148H180ZM217 150H215L213 153H215L216 154V151H218V153L220 152L221 154H222V152L223 153H225L226 151H225V149L223 150V151H221L218 147L216 148ZM220 151H219V150ZM10 150V151H9ZM75 150V149H74ZM72 151V152H74V154L73 153H71V152H69V150L67 151V152H69L72 156H75L74 157V159L75 160H80V159H82V157H79L78 155H77V153H75V151ZM134 150V149H133ZM154 150V151H153ZM156 150V151H155ZM191 150V151H190ZM207 150V149H206ZM5 151V152H4ZM47 151V154H49V156H51L52 158H50V159H48L49 158V156H46V154H45V152ZM77 151V150H76ZM81 152V150H78L77 152ZM135 151H133L132 153H136ZM158 151V152H157ZM9 152H10V154H9ZM24 152H26L27 154H25ZM131 152H129V153H131ZM209 152H210V150H209ZM81 153H83V155L85 154L84 153V150H82V152ZM158 153H160V154H162V153H165V154H163V157H164V155H165V157L166 158H168L166 161V163H164V165H163V163L162 164H160L161 163V160H163V162H165V160L164 159H166V158H164V159H161L162 157H161V155H159ZM219 153V154H220ZM22 154L23 155H25V157H22ZM31 154V155H30ZM168 155V157H167V155ZM179 154V155H178ZM182 154V155H181ZM207 154V153H206ZM209 154V153H208ZM211 154V153H210ZM214 154V155H215ZM220 154V155H221ZM5 155H7V154H5ZM27 155H29V156H27ZM76 155H77V157H76ZM86 155L87 154H85L84 156H85V159L86 158H88V157H86ZM150 156V157H148V156ZM152 155L154 156V157H152ZM212 155V154H211ZM32 156V157H31ZM145 158H144V157ZM177 156H178V158H177ZM179 156L181 157V158H179ZM213 156V155H212ZM27 157V158H26ZM90 157V156H89ZM161 157V158H160ZM32 158H34L35 159V161H33L32 162V164H31V161H32ZM39 158V160H44V159H47V160H44V161H38L37 159ZM78 158V159H77ZM80 158V159H79ZM144 158V159H143ZM159 158V159H158ZM213 158V157H212ZM215 158H216V163H218L220 160L221 161H227L228 159L227 158H224V157H217V154L215 155ZM214 158V159H215ZM23 159H25V160H23ZM33 159V160H34ZM69 159V158H68ZM155 159V160H154ZM173 159V160H172ZM175 159V160H174ZM217 159L219 160L218 162H217ZM226 159V160H225ZM12 160V159H11ZM30 160V161H29ZM50 160H53L52 162L54 163V161H55V164H52V163H50V164H52V165H54V166H52V165H49L48 163L50 162ZM58 160H60V161H62V162H60V161H58ZM75 160H73L74 161V163H76L77 161H75ZM105 160V159H104ZM104 160H103V162H104ZM107 160V159H106ZM150 160H153V161H150ZM171 160V161H170ZM21 161H23V162H21ZM70 165H71V161H72V157L70 158ZM83 161V160H82ZM92 159H88V161H86L85 163H86V165L85 166H88V168L87 167H85V168H87V169H89V168H92L91 166H90V164H92ZM181 161V162H180ZM200 160H197V159H193L192 158V163H194V165L192 164V163H190V164H192L193 166H194V169L196 168V170L199 172V173H196V176H201V177H203V175L206 177L207 175H210V173H207V172H204V166L203 165H201L200 163H201V161L199 162ZM212 160H210L209 162V168L210 169H212V170H216L217 172H219V174H218V176H224L223 175V173L225 172V170H224V168H222V166L220 167V165L221 164H218V165H216L215 166V164H213L214 165V167H213V165H212V163H214L213 161L211 162ZM220 161V162H221ZM7 162H10L9 164L7 163ZM12 162V163H11ZM21 162V163H20ZM36 162V163H35ZM39 162H43V163H45V165L44 164H42L41 163V165L40 164H38ZM47 162V163H46ZM88 162V163H87ZM107 162H108V160H107ZM107 162L105 161V165H107ZM157 162H160L159 164L157 163ZM169 162H170V164H169ZM174 163L175 164V166L177 167H175V166H171L172 165V163ZM219 162V163H220ZM15 163H17V164H15ZM33 163H35V164H33ZM73 163V164H74ZM117 163H119V165L121 166L122 165V169L123 168H125L126 169V167H127V169L125 170V169H123L126 173H128V176H135L136 174H131L130 172H129V170H131L130 168V166L129 165H125L126 163H124L122 160H117ZM124 163V164H123ZM185 163H186V165H185ZM200 165H199V164ZM202 163L203 164H205V162H203L202 161ZM1 164V163H0ZM1 164V165H2ZM13 164V165H12ZM20 164V165H19ZM25 164V165H24ZM47 164V165H46ZM77 164V165H76ZM75 165H73L74 167H76V166H78L79 165V170H80V168H82L81 169V171L83 170V166H81V164H79V163H76ZM109 164V163H108ZM145 164H146V162H145ZM169 164V165H168ZM173 164V165H174ZM211 164V165H210ZM44 165V166H43ZM48 165H49V167H48ZM57 165V166H58ZM104 165V164H103ZM104 165V166H105ZM110 165H112L111 164V162H110V164L109 165H107V166H109V167H107V168H111V167H116V165H114L113 164V166H110ZM159 165V166H158ZM163 165V166H162ZM168 165V166H170L169 168L168 167H166V166ZM191 165V166H192ZM46 166L48 167L47 168V170L48 171H51V173L49 174L48 172H45L46 170H45V168H46ZM81 166V167H80ZM118 166V165H117ZM124 166V167H123ZM205 166H206V164H205ZM9 167V168H8ZM43 167H45L44 168V172L42 171L43 170ZM53 167V168H52ZM74 167H72V165H71V168H72V171H76L75 169H73ZM95 167H96V165H95ZM94 166H93V168H95ZM106 167V166H105ZM119 167V166H118ZM128 167H130V168H128ZM179 167V168H178ZM36 168H42V169H39L41 172H43L44 174L42 175V173H40V171H39V173L40 174H36L37 172L36 171H38V169H36ZM51 168H52V170H51ZM14 169L15 170H17L18 172L16 173L15 171H14ZM50 169V170H49ZM76 169L78 170V167H76ZM179 169H181V171L179 170ZM183 169V170H182ZM198 169H200L201 170V172H200V170H198ZM203 170V171H202ZM3 171H4V173H6V174H3ZM6 171V172H5ZM54 171V172H55ZM223 171V172H222ZM2 172V173H1ZM11 172H15L14 174L13 173H11ZM203 172V173H202ZM57 173V172H56ZM82 174H80V173H76L78 176H80V175H84V176H89L90 174L88 173H85V172H81ZM85 173V174H84ZM163 173V172H162ZM160 173L159 175L158 174H156V175H158V176H165V177H163V178H168V179H173L174 178V176H173V174L171 175L170 173V175L167 173V172H165L167 175H165V173ZM206 173V174H205ZM35 174V175H34ZM87 174V175H86ZM177 175L176 176H179L178 175V173H176ZM200 174H202V175H200ZM57 175V174H56ZM55 175V176H56ZM59 175V174H58ZM57 175V176H58ZM30 176H34V177H30ZM50 176V177H51ZM91 176H93V175H91ZM95 176V175H94ZM113 177H114V179L117 177V176H121V175H119V174H117V176L115 175H112ZM123 176V175H122ZM127 176V175H126ZM143 176V177H142ZM141 177H142V179H144V180H146L145 178H144V176L145 175H142ZM147 176H148V174H147ZM146 176V177H147ZM151 176V177H150ZM155 176V174H150L149 175V177H150V179H149V177H147L148 179L147 180H149V182L148 183H150L151 182V184L153 185V186H155V187H153V186H146V187H144V188H142L143 186H141V188L139 187V186H137L138 187V189L137 188H135L134 187V189H132V190H130L131 188H133V187H130V189H129V187L127 188V186H120V184L118 185V183L116 182H114V188H116V190H120V192H127V193H129V195H131L132 197L131 198H137V197H139V198H143V199H149V200H152V201H154V202H159V203H164L165 205L167 204V206H165L164 204H161V209H163V210H161V211H159V210H157L155 213H156V216H158V213H159V216L158 217H155L154 215H153V213L151 214V212L149 211H147L148 213H145L141 208L140 209H133V207L132 206H129V208H128V205L127 204H124L122 201H120V199H116V198H112V196L110 197V196H108V197H110V199L113 201V203L111 202V200L108 202V203H104V202H102V201H100L101 203H103V205H101L100 204V202L98 203V201H97V199L96 198H99V197H93V198H91V197H89L90 198V200H88V198H86L85 197V199L86 200H84V197H83V199L81 198V196H80V198H79V203H77L76 201V198L77 197H79V196H75V195H73V194H76V193H73L71 190H70V188L68 189L67 188V186H65L66 187V189H65V187H63L64 185H62L61 186V184L58 186L57 185V183L54 181L55 179H54V177H51V180H50V188H52L53 187V185L56 183V185H57V187H56V185H54V187H53V189H50V191H49V196L52 198V199H50V202L52 201V204H50V205H52V207L53 208H56L57 206H59V207H61V209H62V207H63V211L59 208L58 209V207L56 208L57 210H55V209H53V211L51 212H49V213H47V214H50L49 216L50 217H48V215H47V217L50 219V222H51V224L52 225H55V223L57 222L58 223V221L57 220H59L60 219V217H59V219H58V217L57 216H59V212L57 213V211L59 210L60 211V214H61V212H63L61 215H62V217L61 218H63L64 219V217L63 216H65L66 215V217L68 218V221H72V223L73 224H75V226H76V229H77V227H78V229L76 230V229H69V228H71V227H73V226H71L72 224L70 223V225H69V227L67 226V224H65V225H63V228L64 229H61L62 227H60L59 228V230L57 231V230H55V232L57 231V233H61V237L63 236H66V237H62L63 239H62V241H61V239L59 240V241H61V242H58V237L60 236L59 234H56L55 232H53V230H51L50 229V231H52L51 233H48L47 232V230H45V229H36L35 231H36V233L38 234V235H40V236H45V234H46V232H47V236H48V234L50 235V243H49V245H50V248H48V249H50V250H44V248H41V247H37L38 248V250H36L35 248V246H36V244L34 245V248H33V243H29L28 242V244L26 243V245L25 244H23V242H22V244H20V242H19V239L17 238V236H18V234H23L24 232H25V230H23L22 228H19V226H17L19 223V221L21 220L19 217V219L20 220H18V219H16V218H13L12 219V221L10 220V223H11V227H10V225H9V227H6V228H4V229H1V230H5L8 234H11V236L9 235V237H11V239L10 240H12V241H15L14 243L12 242V241H10L9 240V237H8V239H6L7 237H5V236H1V235H3V234H0V239H1V237H2V239L0 240V250H4V252L1 254L0 253V264H79V262H81V263H84V264H89V263H91V264H107V263H109L110 262V264H112L113 262H115V264H134L133 262H135L134 261V259L136 258V257H138V259H139V257L141 258V256H142V264H143V258H144V260H146V262H144V264H191L190 262V260L193 258V259H195L196 257H200V256H204L205 254H206V258L208 259V264H224V262H226V260L228 261L227 263L228 264H230L232 261H233V264H242L243 262H242V260L244 261V263L245 264H249V262H248V260L249 259H247V254H245V252H240V253H237L236 255H240L239 257H237L236 255L234 256L233 255V252L234 251H240L239 249H242V247H243V245H245V242H243L242 240H241V242H240V240L239 239H236V242H235V239L233 240V237H234V235L236 234V233H238L239 231L238 230H236L238 227L240 228V231H242L243 230V228L244 229H247V230H249V229H253V227L251 226H249L248 225V219H249V217H248V215L246 216V214H250V213H253V212H255V209H256V207H258V206H256L255 205V203L253 202L252 203V205L248 202V203H246L248 206V208L249 209H247V210H245L246 212H244V213H242V211H238L239 212V215H241L242 216V214H243V217H241V216H239L238 215V213H237V210L235 209L236 207L237 208H239V210H241L240 209V207H239V204L238 203H242V199H235V200H232L229 204L230 205H228V206H226V208H227V211H229V209H228V207H230V210L231 211H229V212H227V215L225 216L226 218L227 217H229L230 215H236V216H238L237 218H239V217H241V218H239V219H241V220H245L246 221V224H244L243 222L244 221H242V223H239V222H241L240 220H238V222H237V218L236 217H234V218H236V222L235 223H238V224H235V223H233L232 224V227L234 228V226L236 227V229L234 230V229H232V227H224L223 225H224V223H226V218H224V220H223V217H224V214H226V213H224V214H218V213H223L222 212V209L221 210H219V206H217V208L215 209L214 208V206L213 207H211L212 205L210 204V201L208 202V200H210L209 198H208V194H209V191L207 190L208 188L206 187V190L207 191H203V190H201V188H202V186H200L198 183V186L199 187H201V188H199L198 186H197V188H194L196 185L194 184V190L195 189H200L199 190V194H202V195H198V196H196L195 195V192L196 191H194L193 190V192H194V194L192 193V192H190V191H192V190H190V189H192L191 187H190V189H187L186 187H181L182 189H184V190H182L180 187H179V189H178V186H175V187H177V188H175V189H172L174 186H172V188H166V187H164V186H167L168 187V185H161L160 186V184H153V181H152V179H154L153 177ZM167 176V177H166ZM170 176H173V177H170ZM211 176V175H210ZM8 177V179H6ZM140 177V178H141ZM189 177L191 178V179H189ZM205 177H203L204 179H205ZM120 178V177H119ZM210 178H212V177H210ZM52 179H54L53 181H54V184L52 185L51 183H52ZM118 179V178H117ZM193 179V180H192ZM13 180H12V182H13ZM16 180V181H17ZM23 180H22V183H25V182H23ZM28 182L27 184H29V183H32V182ZM43 181H46V179H44ZM19 182H21V181H19ZM27 182V181H26ZM192 182V183H193ZM107 185L108 184H110L111 183V185H113L112 184V182H110V183H108V182H105ZM147 183V184H148ZM235 183V184H234ZM233 184H231V186H232V189H231V192L232 191H234L235 192V189L234 188H236V189H240L241 187H242V185L240 184V183H238V182H234ZM116 184V185H115ZM147 184H145V185H147ZM1 186H2V183L0 184ZM119 187H118V186ZM237 185H239V186H237ZM160 186V187H159ZM163 186V187H162ZM237 186V187H236ZM60 187L62 188L63 187V189H65V190H61L60 189ZM108 187H109V189H112V190H115L114 188H113V186L111 187L110 185H108ZM157 187V188H156ZM55 188V189H54ZM162 188H165L164 190L162 189ZM186 188V189H185ZM262 187H260V189H261ZM264 188V187H263ZM202 189H204V188H202ZM234 189V190H233ZM246 189V188H245ZM259 189V190H260ZM70 191V192H68V191ZM182 190V191H181ZM205 190V189H204ZM259 190H258V192H257V197H256V199H258V201H260L259 202V204H258V201L256 200L255 202H256V204L257 205H260V204H262L263 206H264V198H263V200L261 199V196H260V194L262 195V197H263V195H264V189L261 191V193L259 192ZM250 191L251 190H249V192L248 191H246L247 193H245L244 192V194H243V197H245V198H248V197H250L251 196V194L252 193H250ZM61 192H64V194L63 193H61ZM202 192V193H201ZM208 192V193H207ZM236 192H237V190H236ZM0 193H1V195L3 196L4 194H2V192L0 191ZM68 193H70V195H68ZM73 193V194H72ZM207 193V194H206ZM240 193H242L241 191H240ZM190 196H189V195ZM196 194H198L197 192H196ZM61 195H63V196H61ZM76 195H78V194H76ZM1 196V197H2ZM73 196V197H72ZM133 196H135V197H133ZM165 196H167V197H165ZM209 196H211L210 194H209ZM1 197H0V199H1ZM71 197V198H70ZM95 198V199H94ZM244 198V199H245ZM92 199V200H91ZM96 200L97 201V203L101 206V207H98V209H96V205H93L94 204V202H95V204H97L96 203V201H94V200ZM75 200V202H73V205L75 206L74 207V210L72 209L71 210V212L72 211H75L76 209H77V207L78 206H80L81 205V202L80 201H82V202H85L86 203V201L88 202V204H90V206H88V204H83V206L84 207H90V208H92L91 206H96V207H94V208H92V209H90V211L89 212H91V210H92V212L89 214V212H87V210H85V208H83L86 212V214H88V215H90V216H85V217H83V216H81V215H83L84 214V212H82V211H84L81 207L82 206H80L78 209H77V213L80 211V208H81V213H83V214H74L73 212L72 213H70V211L68 210L69 209V207L70 208H72L73 206L70 204V203H72V201H74ZM84 200V201H83ZM89 201H91V202H89ZM190 201L192 202V203H194V205H195V203H196V206H194L193 205V207H191L190 208V206H192L191 204L189 205L188 203H190ZM93 202V204H91ZM111 202V203H110ZM115 202H117V203H119V204H117L116 203V205L117 206H112V204L113 205H115ZM78 205V206H76V204ZM182 203H185V205L186 204H188L187 206H184V204L182 205ZM210 204V206H209V204ZM54 204V205H53ZM59 204V205H58ZM80 204V205H79ZM97 204V205H98ZM110 204V205H109ZM177 204V205H176ZM233 205V207H235V208H232V205ZM55 205H57V206H55ZM65 207H64V206ZM87 205V206H86ZM98 205V206H99ZM108 205V206H107ZM125 205V206H124ZM159 205V204H158ZM162 205H163V207H162ZM170 205V207H172V209H173V211H174V214L172 213L173 211H171L172 209H170V207H169V209L167 208L168 206ZM184 208V209H182V207ZM55 206V207H54ZM108 207V208H106V207ZM113 207L112 209H110L111 207ZM121 207V208H118V207ZM174 206H176V207H174ZM180 206V207H179ZM210 208H209V207ZM252 206H255V207H252ZM261 206V205H260ZM86 208V209H88L89 210V208ZM105 207V210H107L108 209V211H103L104 213H106V214H104L103 215V213L101 212V210H104V209H99V208H104ZM110 207V208H109ZM6 209L5 210H7L8 208L7 207H5ZM13 209L14 208H16L17 209V207H12ZM50 208H51V206H50ZM66 208H68L66 211L67 212H69V213H67L64 209H66ZM76 208V209H75ZM114 208H115V210H114ZM117 208V209H116ZM134 210V211H128V210H132V209ZM178 208V209H177ZM226 208H224L223 210L224 211H226ZM232 208V209H231ZM260 208V209H259ZM257 210H261V211H259V212H263L264 213V207L262 208V207H259ZM109 209L112 211H115V212H110L109 211ZM118 209H120L119 211H117ZM166 209V210H165ZM214 209H215V211L218 209L219 211H221V212H219L218 210V212H217V214H215V212H214ZM233 209H235L236 211H233ZM54 210L56 211V212H54ZM93 210H94V213H95V211L97 210V213L98 212H100L101 214H95V215H93L94 213H93ZM99 210V211H98ZM140 210V211H139ZM143 212H142V211ZM145 210V209H144ZM164 211V212H163ZM166 211V212H165ZM170 211H171V213H170ZM212 212L213 213V216H214V218H216V222L215 223H223V225H218V224H216L217 226H219V230H222V235H224V236H221L220 234H221V232L220 233H218L219 231L217 230V228L218 227H216L215 228V224H213V222H207L208 220H206V219H208V218H210V212ZM0 212H2V211H0ZM54 212V213H53ZM66 212V213H65ZM79 212V213H80ZM137 213L138 212V215L139 214H141V215H143L144 213H145V215H143V216H141V215H137L139 218L141 217H144L143 218V221H144V219H146V214L148 215V216H152V218H150V217H148L147 218V220H149L148 222H147V220L145 221V222H143L142 221V219L141 220H139V222H137V223H129L130 221H128V219H130V218H126L127 219V221H128V223H127V221L125 222L123 219L125 218V217H132L133 215L134 216H136L135 215V213ZM140 212V213H139ZM208 212H209V215H208ZM231 212V213H230ZM237 214H236V213ZM64 213H65V215H64ZM93 213V214H92ZM125 213H126V215H125ZM129 213H131V215H128ZM149 213L151 214V215H149ZM154 213V214H155ZM165 213H170L171 215H175L174 216V218H172V219H177V217H178V220H179V222H177V220L175 221V220H173L174 222H172V220H170L172 223H174V225H175V227H178L177 226V223H178V225H179V227L181 228L182 227V229H183V227L185 228V230L184 231H188V232H191L190 233V236H192L191 234L193 233V236H192V238H190V236H188L187 237V239L184 241H182V240H174V239H171V241H170V239L168 238V237H166L165 238V236H162L161 234H159V235H157L156 236V234L155 235H152L150 238L149 237H143V236H139V235H134V234H130V230H132L133 228H131L132 226L131 225H134V227L137 225L138 227H141L142 225V227H144V226H146L147 227V225L149 226V227H151V225H149V224H147V223H149V222H151V224L152 223H154L153 222V218L155 217L156 218V221H158V219L159 220H164L165 221V219L167 218V221H166V223H164L163 221V223L164 224H167V222H168V225H173L171 222L169 223V221H168V217H166V214ZM191 213H193V216L194 217H192V214ZM194 213H196L197 214V218H199L200 219V217H201V220H199V221H197V222H193L192 220H190V219H192V218H194V221H196L195 220V217H196V214H194ZM211 213V214H212ZM241 213V214H240ZM1 214H3V213H0V217L2 216ZM74 215L75 216V218H74V216H72V215ZM86 214H84V215H86ZM133 214V215H132ZM163 214H164V217H166L165 219H163ZM190 214H191V216H190ZM52 215V216H51ZM60 215V216H61ZM124 215H125V217H124ZM161 215V216H160ZM184 215V216H183ZM187 215H189L190 217L188 218L187 217ZM220 215V216H219ZM221 215H222V218H219V217H221ZM229 215V216H228ZM233 215V216H234ZM57 218H56V217ZM73 218H72V217ZM146 216V217H145ZM154 216V217H153ZM181 216H182V218H181ZM200 216V217H199ZM219 216V217H218ZM55 217V218H54ZM219 218V220H218V218ZM232 217V216H231ZM76 218H78L79 220H77ZM132 218H134V217H132ZM151 220H150V219ZM187 219V221H184L183 222V220H186ZM202 218H205V219H203L202 220ZM242 218H244V219H242ZM63 219H62V221H63ZM171 219V218H170ZM182 221H181V220ZM52 220V221H51ZM61 220V219H60ZM188 220H190L191 222H188ZM221 220H222V222H221ZM75 221H78V222H75ZM96 221V222H95ZM97 221H101V224L100 223H98V225L96 224L95 225V223H97ZM203 221H205V222H203ZM219 221V222H218ZM54 222V223H53ZM60 222V221H59ZM79 222H80V227L78 226L79 225ZM147 222V223H146ZM160 222V221H159ZM177 222V223H176ZM248 222V223H247ZM78 223V224H77ZM176 223V224H175ZM99 224H100V226H99ZM155 224V223H154ZM181 224H183L182 226H181ZM227 225H230L229 223H226ZM241 224H243V225H241ZM101 225H103L102 227H101ZM110 225V226H109ZM141 225V226H140ZM167 225V226H168ZM169 226V227H172V226ZM234 225V226H233ZM237 225H241V226H238L237 227ZM246 225H248L249 227H247ZM66 226V227H65ZM74 226V227H75ZM106 226V227H105ZM152 226H154L153 224H152ZM206 226H208V227H211V228H209V229H212L213 230V232L212 231H210L209 229H207L208 227H206ZM223 227V229H222V227ZM231 226V225H230ZM174 227V226H173ZM10 228V229H9ZM69 230H68V229ZM80 228H81V230H80ZM102 229V231H101V229ZM187 228V229H186ZM224 228L226 229V230H224ZM242 228V229H241ZM8 229H9V231H8ZM18 231H17V230ZM58 229V228H57ZM61 229V230H60ZM66 229V230H65ZM95 229V230H94ZM98 229H100V230H97ZM127 229H128V231H127ZM130 229V230H129ZM227 229H230V231L228 230L227 231ZM1 230H0V232H1ZM72 230V231H71ZM104 230H106V232H104ZM224 230V231H223ZM23 231V232H22ZM46 231V232H45ZM60 231V232H59ZM63 233H62V232ZM77 231H78V233H80V236L78 235V233H77ZM99 231H101V232H99ZM125 231H127V232H125ZM235 231H237L235 234H234V232ZM122 232H125V233H122ZM224 232V233H223ZM226 232L228 233H231V237L229 238V235H227L226 234ZM187 233V232H186ZM234 235H233V234ZM63 234V235H62ZM194 234H195V237L196 236H199V238H194ZM253 234V233H252ZM37 235V236H38ZM54 235H55V238H57V242H56V239L54 238ZM76 235H78L77 237L79 238L80 237V240H78V239H74V237H76ZM188 235H189V233H188ZM213 235H215V237L213 236ZM226 235L228 236L227 237V239H226ZM237 235V234H236ZM53 236V237H52ZM81 236H83V237H81ZM139 236V237H138ZM156 236V237H155ZM159 236V237H158ZM217 236V237H216ZM201 237H207L206 238V242H208V244H205V241H203V238H201ZM218 237L220 238V237H222L221 239H218ZM168 238V239H167ZM208 238H210V239H208ZM212 238H214V240L213 241H211L212 240ZM215 238H217L216 240H215ZM225 238V239H224ZM6 239V240H5ZM55 239V240H54ZM150 239H151V241H150ZM205 239V238H204ZM208 239V240H207ZM223 239H224V241H223ZM228 239H231V241H228ZM7 240H9L10 242H11V244L10 243H8L7 242ZM52 240H54V241H52ZM82 240V241H81ZM222 240V241H221ZM232 240H233V242H232ZM239 240V241H238ZM7 242V243H5V242ZM173 241H175V242H173ZM180 241H182V242H180ZM226 241V242H225ZM209 242H212V243H210L211 245H209ZM239 242V243H238ZM3 243H4V245H3ZM57 243H60L59 245H57ZM232 243H234V244H232ZM6 244V245H5ZM7 244H8V246H7ZM9 244L11 245V246H9ZM14 244V245H13ZM31 244V245H30ZM40 244V243H39ZM39 244H37L38 246H40ZM238 244V245H237ZM3 245V246H2ZM14 247H13V246ZM23 245H25V246H23ZM233 245V246H232ZM59 246V247H58ZM61 246V247H60ZM241 246V247H240ZM5 247V248H4ZM19 247L21 248H23V249H19ZM140 247H141V249H143V251L142 250H140ZM212 247V248H211ZM225 247V248H224ZM2 248H4V249H2ZM138 248V249H137ZM213 248H214V250L216 249V255H213L214 253H215V251L213 250ZM219 248V249H218ZM223 248H224V250H223ZM235 248V249H234ZM238 248V249H237ZM6 249H11L10 251H8V250H6ZM18 249V250H17ZM26 249H28V250H26ZM35 249V250H34ZM40 249V250H39ZM43 251H42V250ZM218 249V250H217ZM6 250V251H5ZM142 251V252H140V253H142V254H140V253H138L139 251ZM233 250V251H232ZM16 251H19V252H16ZM23 251V252H22ZM47 252V253H45V252ZM214 251V252H213ZM221 252V253H223L222 251H224V252H226V253H223V254H226V256H223L222 254H221V256L219 255H217V252ZM41 252V253H40ZM219 252V253H220ZM13 253V254H12ZM135 253H137L139 256H137V254H135ZM211 253V254H210ZM218 253V254H219ZM204 254V255H203ZM228 255V256H227ZM242 255V256H241ZM245 255V256H244ZM224 258H223V257ZM241 257H242V259H241ZM249 258V257H248ZM192 259V260H193ZM230 259V260H229ZM236 259V260H235ZM240 259H241V261H240ZM247 259V260H246ZM140 260V259H139ZM224 260V262H222ZM141 261V260H140ZM139 261V262H140ZM231 261V262H230ZM235 261H237L238 263H235ZM112 262V263H111ZM226 263V264H227ZM114 264V263H113ZM141 264V263H140Z\"/></svg>",
    "mask_w": 264,
    "mask_h": 264
}]
</instances>
